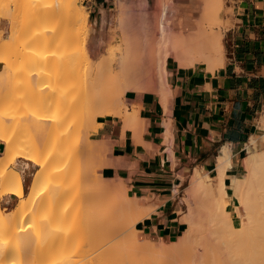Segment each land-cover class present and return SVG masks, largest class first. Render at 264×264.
<instances>
[{"label": "bare ground", "instance_id": "bare-ground-1", "mask_svg": "<svg viewBox=\"0 0 264 264\" xmlns=\"http://www.w3.org/2000/svg\"><path fill=\"white\" fill-rule=\"evenodd\" d=\"M68 2H74L75 4H77L78 0H69ZM75 4L74 6L77 7L75 8V10H79L78 12L76 11V20L78 21V23H80L81 27L87 28V14L81 10L83 9V7L79 9V6ZM66 6L67 2L64 3L60 0H44L42 5V10L44 11L43 15L51 16L57 11L64 10ZM222 9L223 0H205V2L202 3L200 7V13L196 15L194 19V26L188 29L182 28L179 31L173 30L171 26L166 22V16L174 14V11L168 9V7L164 6L162 8L163 11L159 16H157L159 18L157 19V23L155 24H151L153 21H150L151 18L149 17V19L147 16L148 14L146 15V12L144 13V11L142 10L143 15L145 14L146 16L143 19L140 18L142 19V21L140 20L142 24L139 22V20L138 24L142 25L143 29L137 30V28H132L133 30L130 29L131 31L127 30L134 34L133 36H131L132 34H129L130 32L126 33V31L125 33L121 32L122 34H117L118 42L120 41V39H122L123 34H126L124 36L125 41L123 40V42L121 40L122 42L117 49H115V47L113 49L112 47V49H110L107 54H103L101 59L98 62L96 61V63L87 52V54H84L83 60H78L62 70V80H68L75 73H79L82 71V73H77V75L81 76V80L85 76H88L87 78H84L85 80H87L85 82L84 79L81 82L78 78L80 83H77L76 81L72 83L71 87L77 83L79 84L78 86H80L81 90H79L78 92L76 91L77 93H74V88L71 93V97L69 98V100L65 101L62 106L53 107L45 103L41 104L40 107L34 109L28 108L25 110H19L17 108L16 111L18 113V116L20 115V118L24 119L26 124L27 122H31L32 125H29L28 123L27 125H25V127L31 129V132L32 129L35 128L33 129L34 132L36 131V128L42 131L44 129L43 124L45 122H48V120H55L57 126L70 117L76 116L75 118L82 119V117L87 112H82L80 115H77L75 112H70V109L73 105H75L76 107L78 104H81L83 102L87 103L91 109L94 108V110H92L93 115L95 114L97 116L98 114H110L112 113V111L109 109L113 108L114 110L115 106L111 107V104L110 106L105 104L111 103V97L108 98V96L111 95V93L109 94V92L115 93V90V97L117 99L119 98V102L121 101L118 95L122 97L121 94L125 93L126 91L136 93L141 91L156 92V94L158 95L160 100H162L164 106L166 107L168 101L167 96L169 93V87L167 83L168 81L166 78L167 64L169 60H172L173 62L175 61V63L181 67H190L192 69H196L199 67V65L205 63L207 65V69L210 72H213L216 69L224 66L225 53L223 50V35L219 30H216L214 28L215 24L219 25L220 23V13ZM157 10L155 8L154 12ZM140 16H142V12ZM131 22H129L128 25V21H126L127 28L130 27V25L132 26ZM123 25H125V23ZM121 30L124 31L125 28L123 29L122 27ZM83 31L85 32L86 30L83 29ZM86 36L87 37L83 39V43L85 46L89 41V32H87ZM11 39L13 38L11 37ZM98 46L100 47L101 45ZM119 52H124V56L118 58L117 55ZM37 59L31 60H35V63L33 62L34 69L32 66L31 71L28 72V75L33 77L32 83H35L38 86H42L45 83L42 81L40 70L36 68L37 66L34 64H36L37 61L41 62L44 60L42 57H38ZM6 63L7 60L1 59L0 67ZM82 75H84V77H82ZM89 81H91L92 83L97 82V85L99 82V85H102L104 83V85L99 86L101 90H98L97 86H95V89L97 91L93 90V94L92 91L90 92L89 90L90 88H93L91 86H94L96 84H91V82ZM84 83H86V85ZM44 87L45 86H42L41 88ZM112 99L114 101L115 98L113 97ZM121 103H119V105ZM115 104H117V101ZM102 105H105V107L108 106V108L102 107L104 108V111L98 112V114H96L97 112H94L96 111L95 107H99ZM120 106L122 107V105ZM61 110L65 112V115H63V117L54 116L50 112L55 111V113H58ZM121 111L122 109H117V112L120 115ZM139 111V109L136 111L133 110V112L131 113L129 111L130 114L124 117L126 121L130 123L131 129L134 130L136 134L138 133V131L142 130L144 125ZM13 112L16 113L15 110ZM117 112L115 114H117ZM5 115L0 113V142L5 145L3 153H0V264H17L14 260H19L24 255H28L29 257H31L30 264H137L134 263V259L137 258L136 255L140 254L141 252L143 254V251L145 250L149 251L148 253H150L151 257L153 255L156 256H153V258L159 257L158 259L160 260L161 257L164 264H176L181 258L188 256L191 257L193 255V253L195 252L193 251L194 246L196 244V241L199 239L198 237H201L198 242L203 241L202 243L204 246L202 247H206L205 243L207 241V237L204 236L210 233L214 234V236H212L213 234L211 236L215 240L217 239V242L224 245V248L226 250L225 253H228V256H230L228 257L229 261H227L229 264H264V149L258 151L257 149H253L250 146L247 147L248 155L244 159L246 172L242 176H232L229 183V187H231L232 189L230 195H228L229 191H227L225 183V173L229 166V159L226 151L224 152V155H221L218 158L217 173L215 175L206 173L207 175L205 174L206 176L203 177L204 174L202 175L200 173L202 171L201 169V171L199 172L196 171L193 182L195 183L197 189L199 188L198 193H203L208 202V204H206L205 206H203L204 204L200 205L197 204L198 202L196 203L198 205V208L205 207L203 212H206L207 210L206 215L209 218V220H207L209 225H206L204 229H201V227L203 226L202 224H200V227L196 226L197 220L195 221L194 219L196 212L193 210L196 205L194 203L195 206L193 205L194 207H191V213L187 217V221L189 222L190 226L184 232V235H182L178 240L172 241L173 243L171 242L169 244L167 242L160 244L147 241L141 242L138 241V239L135 237L134 241L136 243H140V245L136 246L134 244L135 242L132 241L133 237L130 236L131 238L128 237L127 239V236H125L127 229L123 231L119 230V232H123L122 234H124V237H122V234H120L119 232L117 234V229H119L118 227H120V225L123 224V226H126L127 228L128 224L122 222L125 221V219H128L126 218V216H129V214H127L129 210L128 208H130L128 207V205L132 204V202L130 201H133L131 198H129L128 194H124V199V195L122 196L123 191H120V188L122 187L114 188L112 186L110 187V189H108L109 191H107L106 188H108L107 186H109L110 183L106 182L104 179H102V183L98 180L95 183L94 181L96 180L93 179L94 174L96 173V170H93V167L95 169V164L91 160V163L88 161V164H85L83 166V168L86 167L83 171L72 172L71 170L68 171L66 170V168H62L59 170V173H57L58 167H53L56 169V173L53 171L55 174H51L53 173L51 169H47V165L50 160L61 158L67 161L68 159V163L75 159L73 158V155H75L79 151L77 152L73 150V152L71 151L72 153H70V155L68 156L67 148L69 146L66 145V142H64L65 140L60 139L62 142L59 140V142H61V146L57 151H50L46 154H40L38 147L40 145L45 146L50 136H52L51 132H49V135L48 133H45L44 130L42 132L37 131L39 134V138L36 137V139L35 137H33L35 140L31 139V141L33 140L34 142L28 140L29 143L27 145L23 144L21 146L22 143L20 142L23 141V143H27L28 141L25 142V139L22 140L23 137L21 139L22 141H20V136L22 135L19 136V133L17 136L5 133L7 126L3 118ZM262 118L263 120L261 119V121L263 122L262 125L264 127V117ZM166 123L167 126L165 125V127L168 133L170 123L168 121ZM29 126H31V128ZM126 126L129 127L127 124L125 125V127ZM50 128L51 127H49V129ZM58 131L60 132V130ZM36 134L35 136L38 135ZM67 137L66 139L70 138V136L68 135ZM166 139H168L167 135L165 137V140ZM251 141L256 143L253 138L251 139ZM72 142L74 141L72 140ZM71 145H73V143ZM79 145L83 146L81 143H79ZM106 147H93L92 145H90L88 148H86L87 151L81 147L79 148V156H84L83 159L87 161L88 157L90 158L88 153H96L97 155H99L103 152V149H106ZM69 148L71 149V146ZM72 149H75V145L74 148L72 146ZM81 151L83 152V155ZM84 152H86L87 154L85 155ZM18 157L26 159L24 163L26 168L29 167L30 163H33L34 165L41 166L42 171L44 170L43 172H41V169H38L33 172L34 179L30 184L28 194L25 193L22 173L16 170L17 168H11V164L15 163ZM85 161L84 163H86ZM89 163L92 167V170H90V167L88 166ZM92 163L94 166H92ZM80 169L82 170V167ZM74 173L76 175V182L79 186L81 185L80 187L76 188L78 185L74 181V183L76 184V191L77 193L80 192V195L82 194V196H85H83L82 199H86L85 202L87 203L83 202L86 205L84 207L83 205H81V207H78V210H76V212H71L72 215H69L68 209L66 210V208H63L62 206L59 209L53 206L52 208L54 209L51 208V211L48 212L49 215L47 216L46 214V216H44V219L38 217V210L40 209V206H42L41 200H45V197L47 199V197L49 196H47V194L46 196L42 194V190L44 192L46 189L43 184H45L46 182L47 175L48 179L50 176H59V180L58 176L57 179H55L56 177H53L56 181H58L54 184L53 182L50 183V181L52 180L49 179L48 182L47 179L48 183H46V185H49V183L50 185L46 191L51 192L52 190V193L49 194H51V196H54L55 193L61 191L63 186L65 187L64 184L67 182V178L73 177ZM96 176L97 175H95L94 178L97 179ZM98 177L100 178L101 176L99 175ZM205 177H207L208 179L205 180ZM90 179L91 181L89 182ZM91 182L95 183H93L95 187L97 183H100V185L98 184L99 186L95 188L93 184H91ZM190 192H192V189L190 190ZM195 192L192 197L196 196L198 201L201 200L199 198L201 196H199L197 193L195 194ZM8 193L18 196L20 198V201L15 208L10 210L9 212H5V208H3L1 205V197H4V195ZM85 194L88 195V197H86ZM51 198L55 199L54 197ZM57 198L58 197H56V199ZM231 198H235L236 200V203L233 207V212L235 208L236 216L239 218L238 225H236L233 220V212L231 211L232 209H227ZM193 199L194 201H196L195 198ZM52 201L54 202V200ZM56 202L57 200L53 204H55ZM135 202H137V200ZM49 203H47L48 207H50ZM134 204L137 205L136 203ZM36 214L38 218L36 217ZM201 214L203 215V213ZM29 215L31 216V219L33 218L32 224L30 223L31 219L29 220ZM27 216L28 218H26ZM73 217H76L78 219H74ZM142 217V215H138L135 220L142 219ZM204 218L207 219L206 217ZM25 219L27 223L24 221ZM41 219L42 222H44L45 220L44 225L41 224ZM68 219H74L73 222L75 220H79L80 222L82 221L83 224H77L79 222L78 221L76 223L78 226L75 227L73 225V227L75 228L60 227ZM132 219L134 221V217H132ZM22 222H25L26 225L29 222L31 225L29 224V226L27 225L28 228L27 226L25 228V223L23 224ZM198 222L201 223V221ZM55 223L62 224L58 226V224L55 225ZM65 225L68 226L67 224ZM201 234L202 236H200ZM213 238L212 240L215 241ZM121 243H127L126 247L124 246L126 249L122 248ZM133 245L136 247H134ZM111 248H115V251H112L116 253L123 250V254H119V257L112 256L110 251H108V249ZM217 248V253H219V246ZM212 249L214 248H211V250ZM106 250L107 252H105ZM198 251L200 253V251L202 250ZM104 253H109V256L107 255L105 257L104 255L103 257ZM212 256L213 255H211L210 259H208L209 262H211L210 260ZM213 259L215 260V264H217L216 258L213 257ZM164 260L166 261L164 262ZM147 261L148 260L146 259V263ZM158 263L159 262H157L156 264ZM18 264H21V262Z\"/></svg>", "mask_w": 264, "mask_h": 264}, {"label": "rangeland", "instance_id": "rangeland-1", "mask_svg": "<svg viewBox=\"0 0 264 264\" xmlns=\"http://www.w3.org/2000/svg\"><path fill=\"white\" fill-rule=\"evenodd\" d=\"M43 1L44 0H0V61H1V59L7 60V63L0 67V113L4 114V115L6 113V115L3 117L5 123L7 124L5 133L10 134V135L13 134L15 136H17L19 133V136L22 135V136H20V141L25 139V142H27L28 140L31 141V139H34L33 137H35V138L38 137L39 136L38 132H42L43 130L45 133H48V134H49V132H51L52 136H50L46 145L45 144H44L45 146L42 145L44 148L41 145H40L41 147L40 146L38 147L40 154H46V153H49L50 151L51 152L57 151L61 146L60 143L62 142L61 141L62 139L65 140L64 142H66V145H68L69 147L71 146V149H72V146L74 148V145H75V149L71 150L68 147L70 149L69 150L67 148L68 156L70 155V153L73 152V150L80 152L79 148H81V147L87 151L86 148H88L90 145H92L93 147L94 146H99V147H101V146L106 147L107 146L106 149H103V152L99 155H97L96 153H94V154L88 153L90 158L88 157L87 161H85L83 159L84 156H79L80 155L79 152L76 153L75 155H73V158H75V159H73L71 162H68V163H67V161H69L68 159H67V161H65V159H61V158L50 160V162L47 165V169H51L52 172L53 171L55 172L56 171L55 168L58 167L57 173H59V170L62 168H64V169L66 168V170H68V171L71 170L72 172L73 171L74 172L75 171H83L86 168V167L83 168V166L85 164H88V161L90 163H91V161H93L95 164V169L93 167V170H96L94 177H95V175H97L96 176L97 179L93 177V179L96 180V181H94L95 183L97 182V180L99 182H101L102 179H104L106 182L110 183V185L107 186L108 188H106L107 191H109L108 189H110V187H112V186L114 188L122 187V188H120V191H123L122 196L124 194H128L129 198H131L133 200L130 202H132V204H134V203L137 204V205H135V204L132 205V204L128 203L129 205H132V206L128 205V207H130V208L127 207L129 209L128 210L129 213L127 212V214H129V216L128 217L126 216V218H128V219H125L126 222L125 221L122 222V223L128 224L127 228H126V226L124 227L123 224L120 225V227H118L119 229H117V234H118L119 230L123 231V230L127 229L125 236H127V239L130 236L133 237L132 241H134V238L136 237L138 239V241H141V242L147 241V242H156V243H160V244L165 243V242H167L168 244L171 243L172 241H166L165 240V242H162V240L150 238V237H145V236H140V234H138L139 233L138 232L139 231V225L136 226V223L141 221L142 219L135 220V218H137L138 215H142L144 217L146 215V213L143 211L142 207L140 206L139 200L134 196L133 192L130 189V184L128 182L129 181L128 173H129V171H131V169L129 168V165H127L125 162L117 160V157H119L118 155L120 153L126 152L127 149H126L125 143L127 141H129L130 138L137 140V142H139L140 139H142L143 130L138 131V133L136 134V132L131 129L130 123L128 121H126V119L124 117L127 116L128 114H130L131 112H133V110H135V111L138 109L140 110L139 98L142 97L143 95H146L147 91H141V92H137V93L126 91L125 93L121 94L122 97L120 95H118V97H120V101L122 103L119 102V98L117 99L115 97L116 90L114 91L115 93L109 92V94L111 93L110 96H108L107 95L108 93H107L106 95L108 96V98L111 97L110 98L111 103H108L105 105L110 106V104H111V107L115 106V108H114L115 111L113 110V108L109 109L112 111V113L105 114V115L98 114V112L104 111V108H102V107H105V105L95 107L96 111H94V112H97L96 113V114H98L97 116L95 114H94L95 115L94 116L92 113V110H94V108L91 109L90 106L85 102L78 104L76 107H75V105H73L74 107L73 106L71 107L70 112H75L77 115H80L82 112H87L82 117V119H79V118L77 119V118H75L76 116L70 117V118H67L66 120H64L61 124H58L57 126H56L55 120H48V122H45L43 124L44 129L42 131H40V129L38 130L36 128V131L33 132V129H35V128H33L32 132H31V129L25 127V125H27L28 123H29V125L30 124L32 125V123L27 122V124H26L25 120L20 118V115L18 116L16 109L17 108L19 110H21V109L25 110L28 108L34 109V108L40 107L41 104H45V103H47L48 105L53 106V107L62 106L65 101L69 100V98L71 97V93H72L74 88H75L73 91L74 93L76 91L78 92L79 90H81L80 86H78L79 84H77V83H80L78 78L82 82L85 77L86 78L88 77V76L84 77V75H85L84 74V75H82V77H84V78L81 80V78H80L81 76L77 75V73H78L77 72L68 80H62L61 74H62L63 69L67 68L69 65H71L72 63H74L78 60L79 61L83 60L84 54H87V52L94 59L95 63H96V61L98 62L101 59L103 54H107L110 51V49H112V47H113V49H114V47H115V49H117L120 46L121 42L123 40L125 41L124 36L126 34H123L122 39H120L119 42L117 41V39H118L117 36L121 32L125 33V31H126V33H129L131 30H133L132 28H137V30L143 29V26L138 24V20L142 24L141 21L147 14H148L147 15L148 18L149 17L151 18V19L149 18L150 21H153L151 24L157 23V19L159 18L157 16H159L161 14V12L163 11L162 8L165 6V7H168V9L173 10L175 12L178 10V8H177L178 5H176L175 1L178 2L180 0H166V1L165 0H150V4L148 3V0H114L113 3L111 4L110 8L102 11L101 13L94 11V9L89 4L87 5V3L84 0H78L77 4H75L74 2H68L69 0H60V1H63L64 3L67 2L66 8L64 10L55 12L51 16L43 15V13H44V11L42 10ZM161 1H162V3H161ZM186 1L189 3H192L194 5V7H196V9H197L196 13L193 14V16H189V17L185 18V21H182L181 18H179V17H177V18L175 16L171 17L170 15L166 16V22L175 31H179L182 28L188 29V28L193 27L195 24L194 19H195L196 15H198L200 13V7H201L202 3L205 2V0H186ZM74 4L78 5L79 9L83 7V9H81V10L87 14V16H88L87 28L81 27L80 23H78V21L76 20V15H77L76 11L78 12L79 10L78 9L75 10V8H77V7L74 6ZM146 5H148L150 8ZM182 5L185 7L186 4L183 3ZM228 5H229V0H223V9L220 13V15H221L220 23H219V25H216V24L214 25V28L216 30H219L223 35V48H224L223 50L225 53V57L227 56V49H228V45H229V39H228V34H227L226 29L229 27L230 21L227 17L232 12V8H229ZM147 8H148V11H147ZM155 8H156V10L158 8V10L154 12ZM81 10H80V12H81ZM142 10L144 11V13L146 12V15L145 14L143 15ZM141 12H142L143 17L140 16ZM155 13H158V14H155ZM155 15H156V18H155ZM140 18H142V19H140ZM121 21H122V23H121ZM126 21H128V25H129V22L133 21V22H131L132 26L130 25V27L127 28ZM124 23H125V25H123ZM122 27H123V29L125 28L124 31L121 30ZM83 29H85L86 31L84 32ZM127 30H130V31H127ZM87 32H89V41H88L87 45L85 46L83 43V41H84L83 39H85L87 37L86 36ZM92 34H93V36H92ZM129 34H132V33L130 32ZM133 35L134 34H132L131 36H133ZM11 37L14 40L11 39ZM10 41H11V43H10ZM100 41H101V44H100ZM98 45H101V46L99 47ZM122 56H124V52H119L117 55L118 58H120ZM38 57H42L44 61H41V62L37 61V63L34 65H36L37 66L36 68H38L41 72L42 81L45 83L44 85H42V86H45L44 88H41L42 86H38L35 83H32L33 77L28 75V72L31 71V68L33 66V62L35 61V60L34 61H31V60L37 59ZM170 61H172V60H170ZM173 63H175V61ZM175 65L180 67L176 63H175ZM199 66L201 68H203V67L206 68L207 65L205 63H203ZM33 69H34V66H33ZM82 72H79V73H82ZM74 81H76L77 83L71 87V85ZM85 81H87V80L84 79V82ZM89 82H91V81H89ZM94 83L91 82V84H94ZM99 83H98V85L96 84L94 86H91L93 88L92 89L90 88L89 91L90 92L92 91V93H93L96 90L95 86H97L98 90H101L99 86H103L104 83L102 85L101 84L99 85ZM84 84L86 85V83H84ZM87 84H89V83H87ZM78 88H80V89H78ZM148 92H151V91H148ZM154 93H156V92H154ZM113 97L115 98L114 101L112 99ZM116 101H117V104H115ZM119 103H121L120 105H122V107L119 105ZM108 106H106L105 108H108ZM117 109H119V110L122 109L121 115L118 114L119 111L117 112ZM14 110L16 113L13 112ZM105 111H106V109H105ZM129 111H130V113H129ZM50 112L54 116L63 117V115H65L64 114L65 112L62 110L58 113L57 112L55 113V111L54 112L50 111ZM116 112H117V114H115ZM53 113H55V114H53ZM93 116L95 119L93 118ZM126 124L130 128L127 126L125 127ZM29 127L31 128V126H29ZM49 127H51V128L49 129ZM58 130H60V132ZM61 131L64 133H62ZM20 133H22V134H20ZM66 133L68 136H70L69 139H66V137H67ZM35 134L37 136H35ZM60 136H62V137H60ZM22 137H23V139H22ZM59 140L61 142H59ZM72 140L74 142H72ZM75 141H76V143H75ZM166 141H167V139H166ZM262 141H263V139H262ZM31 142H34V141L32 140ZM20 143H22L21 146L23 144L27 145L29 143V141L27 143H23V141ZM72 143H73V145H71ZM79 143H81L83 146L79 145ZM1 146H2L1 152L3 153L5 145L2 143ZM263 146H264V143H263V145H260L259 147H257V150L261 151ZM77 147H79V148H77ZM81 153L83 155L82 151H81ZM84 154L86 155L87 153L84 152ZM62 158H64V157H62ZM25 160H26L25 158L18 157L17 160L15 161V163L11 164V168H13V167H14V169L17 168L16 170H18L20 173H22L21 169L23 168ZM84 161L86 163H84ZM90 163L88 166L90 167V170H92ZM242 164H243V168L241 167V169H240V172H239L240 176H242L246 172V170H245L246 166L243 162H242ZM92 166H94L93 163H92ZM53 167H55V168H53ZM81 167H82V170L80 169ZM38 169H41V172L44 171V170L42 171L41 166L34 165L31 170L28 169L25 173H22L23 184H24L26 194L29 193L30 184H31L32 180L34 179V175L32 174V172H35ZM201 170H200V168H196L193 173H191V171H189L187 173L185 179H181V181L183 180V184L175 187V189H176L175 196L177 198V203L179 205V212L181 215V220L183 222V225H182L183 227H182V230L180 231L178 237H175L173 241L178 240L182 235H184V232L187 230V228H189L190 224L187 221V217L191 213V210H192L191 207H194L195 205H196V207L193 208V210L196 212L195 217H194L195 221L197 220L196 226L200 227V224H202L203 226L201 227V229H204L206 227V225H209L208 221H207V220H209V218L206 215L207 210L205 209L206 212L205 211L203 212L205 207L198 208V205H197V204H200V205L204 204L203 206H205L206 204H208L207 198L205 197V195L203 193L202 194H199L200 192L198 193L199 188L197 189L195 183L193 182L194 175L196 174V171L199 172ZM202 171L200 173L202 175L204 174L203 177L206 176L207 174H210L208 171L207 172H205L204 170H202ZM54 172L51 174L54 175L56 173V172L55 173ZM99 175L102 178L101 177L99 178L98 177ZM57 176L58 175L53 176V177L54 178L56 177L55 179H57ZM50 177H49V179L52 180V181H50V183L53 182V184H54V183L58 182L53 177H51V178ZM75 177H76V175L74 173L73 177H69L71 179L67 178V182L65 181L66 183L64 184L65 187H66V185H67V187L65 188L63 186L61 189L62 192L61 191L57 192V193H55L56 195L54 194V196H51V194H49V193H52V190L50 189L51 192L46 191L50 185V183H49V185L47 184L48 186L46 185V183L49 182L48 175H47L46 182H45V184H43V186H45L46 189L44 192L42 190V194L44 196H46V194H47V196L49 195L51 197H54L55 199H52L51 197L48 196L47 199L45 197V200H41L42 206H40V209L38 210V213H37L38 217L44 219L45 218L44 216H46V214H47V216L49 215L48 212L51 211L50 209L53 206H55L57 209H59L61 206L63 208H66V210L68 209L69 215H70L71 212L72 213L74 211L76 212V210H78V207H81V205H83V207L86 205L85 204V203H87V202H85L86 199L85 198H84V200L82 199L84 195L82 196V194L80 195V192L77 193V191H76V188L80 187L81 185L80 186L78 185ZM52 178L54 179V181ZM47 179H48V182H47ZM204 179L206 180L208 178L205 177ZM58 180H59V176H58ZM71 180H73V181H71ZM74 181H75V183H77V185H78L77 187H76V184L74 183ZM90 181H91V179L89 180V182ZM94 182H91V184H93ZM111 183H114V184H111ZM94 184H93V186H94ZM98 184L100 185V183H97L96 187L99 186ZM190 186H191V188H190ZM123 188H124V190H123ZM191 189H192V192H190ZM228 191H229V193L232 192L231 187H229ZM194 192H195V194L197 193L201 197L203 196L202 198L198 196L201 199V200H199L200 202L197 200L196 196L192 197L194 195ZM55 196L58 198L56 199ZM86 197H88V195H86ZM193 198H195L196 201H194ZM51 199L54 200V202L57 200L58 203L56 202L55 204H53L54 202ZM124 199H125V195H124ZM136 200H137V202H135ZM201 201H202V203H201ZM49 202L52 204H50ZM83 202H85V203H83ZM47 203H49L50 207H48ZM194 203H195V205H194ZM235 203H236V200H235ZM58 205H59V207H58ZM234 205L228 206L227 209L231 210L234 207ZM200 207H202V206H200ZM52 209H54V208H52ZM4 210H5V212H9L12 209H9V208L6 209L5 208ZM68 211H67V213H68ZM201 213H203V215ZM37 214H36V217H37ZM233 214H234V218H237L236 225H238L239 218L236 216L235 208H234ZM203 216L206 217L207 219H205ZM132 217H134L135 222L133 221ZM26 218H28V216ZM73 218L78 219L76 217H73ZM129 218H130V220H129ZM30 219H31V216H30L29 220ZM32 219L30 220L31 224L33 222ZM42 219H41V224L44 225L45 220H44V222H42ZM68 220L66 222H64L63 224L62 223H60V224L55 223V225L58 224V226H59L62 224V226H60V227L75 228L76 226H78L77 224H79V225L83 224V222L82 221L80 222L79 220H77V221L75 220L76 222L75 221L73 222V220H69V221ZM24 221L26 222V219ZM27 221H28V219H27ZM198 221H201V223H199ZM25 222H22V223L24 224ZM26 223L24 225L25 228L27 225L29 226V224H30L28 222V224L26 225ZM65 224H67L68 226H66ZM73 225L75 227H73ZM28 226H27V228H28ZM119 233L122 234L123 232H119ZM133 233H134V235H133ZM208 233H210V232H208ZM130 234H132V235H130ZM212 234L213 233H210L206 236L203 235L204 237H207L206 238L207 241L205 243L206 247H202V246H204L202 243L203 241L198 242V240H200V238H201V237H198L199 239L196 241V244H195L196 247L194 246L193 251H195V252L193 253V255L192 256L190 255L191 257L188 256V257L181 258L179 260V262H177L176 264H197V263L198 264H210V263L215 264V260L213 259V257L216 258L217 264L218 263L219 264H229L227 261H229L228 257H230V256H228V253L227 254L225 253L226 250L224 248V245L217 242L216 241L217 239L215 240L212 237V236H214V234L213 235ZM123 235L124 234H122V237H124ZM200 236H202V234ZM212 238L216 241L217 245H216L215 241L212 240ZM123 242H125V241H123ZM201 243H202V245H201ZM121 244H122V248L126 249L125 247H126L127 243L126 244L121 243ZM134 244L136 246L140 245V243H136V242ZM131 246H132V243H131ZM136 246H134V247H136ZM218 246L220 248L219 253H217L218 252V248H217ZM211 248H214V249L211 250ZM197 249L202 250V251H200V253H199V251ZM112 250L115 251V248L108 249V251H110L112 256L119 257L120 256L119 254H121V255L123 254L122 253L123 250L121 252H117V253L112 251ZM105 252H107V250ZM143 252L145 253V255H144V253L142 254V252L140 254L136 255L138 259L135 258L136 256L134 257L135 258L134 263H137V264L138 263H140V264H153V263L156 264L157 262H159L158 264L163 263L161 257H160V260L162 262L158 259L159 257L153 258L154 255L151 257L150 253H148L149 251L145 250ZM108 254L104 253L103 257H104V255L106 257ZM210 254L213 255L211 260H210L211 262H209V260H208L211 257ZM223 255H224V257H223ZM154 257H156V256H154ZM206 257H207V260H206ZM21 258L19 260L15 259L14 261H16L17 264L20 262H21V264H30L31 257H29L28 255H24ZM146 259L149 262L147 261V263H146ZM165 261L166 260H164V262ZM167 262H168V260H167ZM239 264H241V263H239ZM244 264H246V263H244Z\"/></svg>", "mask_w": 264, "mask_h": 264}, {"label": "crops", "instance_id": "crops-1", "mask_svg": "<svg viewBox=\"0 0 264 264\" xmlns=\"http://www.w3.org/2000/svg\"><path fill=\"white\" fill-rule=\"evenodd\" d=\"M84 1L101 13L114 0ZM175 3L178 10L171 17L185 21L196 13V7L186 0ZM228 7L232 12L227 17L229 45L224 66L210 72L207 66L184 68L169 60L167 106L154 92L139 98L142 140L130 138L126 152L117 160L129 165L130 189L146 212L136 223L140 236L173 241L183 227L175 196L181 179L196 168L215 175L218 158L226 151L228 191L232 176H240L247 147L257 149L264 143V0H229ZM33 166L23 165L21 172ZM19 201L11 193L1 197L6 209L15 208ZM234 204L231 198L229 206Z\"/></svg>", "mask_w": 264, "mask_h": 264}]
</instances>
